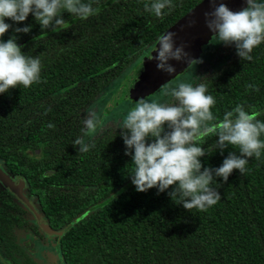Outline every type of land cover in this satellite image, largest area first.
<instances>
[{
    "label": "trees",
    "instance_id": "16d2710c",
    "mask_svg": "<svg viewBox=\"0 0 264 264\" xmlns=\"http://www.w3.org/2000/svg\"><path fill=\"white\" fill-rule=\"evenodd\" d=\"M202 1L0 0V169L27 200L0 183V264H264V15L206 59L210 39L155 111L85 139Z\"/></svg>",
    "mask_w": 264,
    "mask_h": 264
},
{
    "label": "water",
    "instance_id": "95a60500",
    "mask_svg": "<svg viewBox=\"0 0 264 264\" xmlns=\"http://www.w3.org/2000/svg\"><path fill=\"white\" fill-rule=\"evenodd\" d=\"M252 0H203L179 19L157 42L132 72L119 95L125 97L150 95L175 75L182 72L203 51L211 38L220 34L231 20ZM119 97V98H120ZM0 183L21 199L23 183L13 181L0 169ZM25 200V199H24ZM43 232L52 233L50 227L39 222Z\"/></svg>",
    "mask_w": 264,
    "mask_h": 264
},
{
    "label": "rangeland",
    "instance_id": "374dc122",
    "mask_svg": "<svg viewBox=\"0 0 264 264\" xmlns=\"http://www.w3.org/2000/svg\"><path fill=\"white\" fill-rule=\"evenodd\" d=\"M260 15H264V0H255V2L252 3L249 8L247 7V9L241 15L234 19L227 28H224L222 30L220 36L211 38V40H215H213V42L210 44V48L208 52L205 53L204 58L210 59L219 49V47L223 45L227 38L234 36L246 25L255 24L254 20ZM208 47L209 45L206 46L205 50ZM133 67L129 69L124 74V76H122L124 78H120L118 79V81H115L113 87L109 90V92H107L106 96L96 104L95 119L93 122V126L86 133V140L96 132L100 125L104 124L107 121L120 120L125 123H133L137 119L149 115L151 112L155 111L163 102L171 97H166L170 91L178 88L179 85L181 87L186 86V84L181 83V81L186 79L184 78V76L187 72L184 75L178 77L177 80L174 81V83H172L173 81H171L168 84L160 87L155 93L144 96L137 92H134L135 96L125 97V100L122 101L120 95L118 94L120 93L119 91L126 85L129 78L133 76L132 72H134L133 70L136 66L134 68ZM132 98L139 101L134 102L131 100ZM25 242L27 243V241ZM33 247L37 249L39 246L35 245L34 243Z\"/></svg>",
    "mask_w": 264,
    "mask_h": 264
},
{
    "label": "flooded vegetation",
    "instance_id": "af4514ba",
    "mask_svg": "<svg viewBox=\"0 0 264 264\" xmlns=\"http://www.w3.org/2000/svg\"><path fill=\"white\" fill-rule=\"evenodd\" d=\"M4 187V186H3ZM5 188V187H4ZM23 188V187H22ZM5 189H7V188H5ZM9 190V189H8ZM10 191V190H9ZM22 191V190H21ZM11 192V191H10ZM12 193V192H11ZM14 194V193H13ZM21 194H22V192H21ZM15 195V194H14ZM16 196V195H15ZM22 196H23V194H22ZM18 199H20L22 202H24V203H26V198L23 196V198L25 199H21V198H19L18 196H16ZM31 210V217H32V220H34V221H32V223L37 227L36 229H38L40 232H42V233H45V234H47L49 237L53 234V231H52V233H47V232H43L41 229H40V227H39V222H43V223H45V220H43L40 216H39V214H37V213H35L34 211H33V209H30ZM28 217H30V216H28ZM45 224H47V223H45ZM52 230V229H51ZM23 237L24 238H22V241L23 242H21L22 244V246L26 249V251L28 252V254H32V255H36V256H38V257H40V255L38 254V248L37 249H35V247H33V244L35 243V245H36V235L34 234V233H31V232H28V233H24L23 234ZM52 237V236H51ZM25 241H27V243L25 242ZM31 244V245H30ZM31 248H30V247ZM56 264V263H55Z\"/></svg>",
    "mask_w": 264,
    "mask_h": 264
}]
</instances>
